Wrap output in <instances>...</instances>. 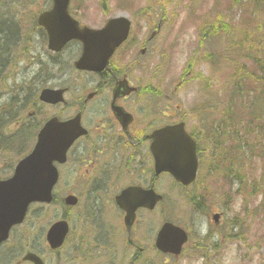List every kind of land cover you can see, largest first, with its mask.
<instances>
[{
    "label": "rangeland",
    "instance_id": "374dc122",
    "mask_svg": "<svg viewBox=\"0 0 264 264\" xmlns=\"http://www.w3.org/2000/svg\"><path fill=\"white\" fill-rule=\"evenodd\" d=\"M159 1L72 0L71 11L82 23L92 27L104 26L109 17L128 14L134 17L137 30L142 25L146 27L150 25L151 31L154 21L158 23L160 19H164L166 24L161 30L159 41L156 42L160 46L157 56L148 57L144 61L148 65L142 64L143 70L134 69L133 75L134 77L141 75L148 77V84L153 82L155 85H161L165 82L173 91L174 86L183 79L186 67L192 65L191 61L195 60L198 65L196 74H199V70L201 72L205 70L196 52L200 48L198 39L200 35L202 36L203 28L208 26L212 30L207 22H213L218 15L226 18V22L231 20L237 22L240 15L247 16L250 14L248 12L256 10L255 6L248 4L244 8L246 13L244 14L235 4L228 5V0H174L166 6V9L164 6L159 9L162 5ZM50 6V0H0V20H10L14 23L13 25L6 21L7 24H0V51L6 52L2 47L5 41L10 44L18 41L12 52L15 62L8 68V74L0 76V179L12 176L14 167L19 159L32 149L36 137L30 138L27 152H22V155H17L18 149L13 146V140L25 139L26 132L32 129L35 135L40 125L54 115H60L65 119L72 113L67 106H50L40 103L38 97L42 88L69 84L73 92L67 96V99L69 96L75 98L89 88V81L93 79L91 76L79 75L73 69V62L80 53V47L77 44L68 46L59 55L49 52L44 32L36 25L35 16L38 12L49 9ZM157 16L160 18L155 19ZM249 22L243 24V27L249 26ZM238 34V31L231 32L229 35L225 34L226 38L212 35L210 48L206 50L222 52L228 48H235L231 43V38L236 40ZM255 47L260 48L259 45ZM159 60H163L162 67L156 65ZM225 69L213 66L214 77L212 78L215 80L216 90L211 83L206 81H202V89H200L198 81L193 77L185 82L177 93L176 106L179 107V114H185L191 131L201 130V159L204 165L200 168L199 181L190 188H183L178 186L170 176H166L162 187L157 186L167 198L166 201L156 212H142L139 217L141 222L146 223L144 230L153 232L151 237L148 233H143L144 237L150 238L147 250L153 248V240L165 220L182 225L191 232V242L182 258L175 264L209 263L208 260L200 258L205 252H200L201 247L195 249V243L199 242L196 239L197 234L203 239L211 231L212 242L213 240L221 242L218 252L215 253L217 255L215 263L264 264V119L260 126H254L249 133H243L242 128L237 126L238 136L245 138V141L243 145L240 141L238 142V145L242 147L241 151L236 152L238 157L236 158L235 153L231 154V157H235L233 171L238 176L244 175L242 184H240L237 180L233 181V178L221 182V179H217L214 173L211 174L212 165L218 164L217 162L222 161L223 158L221 154L223 147L221 145L224 141L223 130L231 131L230 123L222 121V110L215 112L213 116L214 101L211 98L212 110L206 116L203 114L200 117L197 116L200 109L198 104L202 103L199 91H203L207 96H218L216 79L220 78L222 72L228 71ZM7 77H9L8 80ZM222 95L226 97L223 91ZM216 100L218 101L219 98ZM209 105L208 102V108ZM32 110L36 113L31 118L29 113ZM68 168L69 165L62 171L57 191L73 183L69 175H65L69 171ZM71 173H69L70 176H72ZM256 184V192L252 194ZM240 185L243 192L241 195L236 192ZM59 194L62 197V192ZM90 206L86 197L83 198L80 208L87 209ZM80 208L70 210L69 218L74 226L90 225L94 218H103L106 214L101 217L96 209L88 212L81 211ZM213 210L224 211V219L221 221L224 231H230L231 225H234L232 233H237L238 237L241 233L244 240L227 241L226 243L220 240V235L216 233V227L210 216ZM117 213L119 215L120 212ZM64 214L68 215L67 210L60 203L47 206L37 203L33 205L25 223L15 230L11 239L1 248L0 264H14L11 259L16 258V252H22V248L25 252L32 250L41 254L47 259V264H73L74 261L67 248L61 249L60 255H54L46 243L45 235L50 224L64 217ZM113 216L106 215L104 218L112 219ZM113 224L117 227L119 224L120 227L118 217L114 219ZM123 251L124 249L121 254ZM149 253L152 264H163V260L161 258L159 260L156 253L152 251ZM96 259L95 263L100 261L99 258ZM120 259L124 261L125 256L122 254Z\"/></svg>",
    "mask_w": 264,
    "mask_h": 264
},
{
    "label": "flooded vegetation",
    "instance_id": "af4514ba",
    "mask_svg": "<svg viewBox=\"0 0 264 264\" xmlns=\"http://www.w3.org/2000/svg\"><path fill=\"white\" fill-rule=\"evenodd\" d=\"M147 30L145 25L138 31L133 30L132 39L117 48L105 70L96 73L78 70L93 78L89 81V88L75 98L69 96L58 105L67 106L69 111L74 112L68 119L81 113L82 124L87 131L69 151L68 158L73 160L70 168L73 183L68 184L63 192L77 195L79 200L86 197L91 206L87 209L83 207V210L91 212L96 209L101 217L115 203L116 195L126 187L156 188L164 176H155L154 173L151 136L156 129L174 123L175 95L165 82L161 85L148 84V77L133 75L134 69L143 70L141 65L146 57L158 54L160 49L156 41L161 30H153L150 37ZM187 75L191 76L190 72ZM121 81H127L134 91L123 95L124 89H121L119 98L115 99V86ZM66 87L68 95H71L73 90ZM119 108L132 115V123L125 124L126 127L118 116L119 111H116ZM146 211L138 210L136 224L130 232L125 225L124 212L121 218L118 217L120 227L113 224L112 219L104 217L94 218L90 225L77 226L69 222V218L68 239L59 250L50 248L51 253L60 255L61 249L67 248L73 264H91L96 258L106 259V264H117L122 254L125 256L124 264H152L151 248L147 250L151 235L144 237L143 233L148 232L144 230L146 223L139 220L140 213ZM219 213L223 219V214ZM188 233L191 239V232ZM196 239L199 242L195 243V249L199 244L208 243L211 234L203 239L197 234ZM41 257L47 264V259ZM120 261L124 262L120 259L118 264ZM27 263L21 258L16 262Z\"/></svg>",
    "mask_w": 264,
    "mask_h": 264
},
{
    "label": "water",
    "instance_id": "95a60500",
    "mask_svg": "<svg viewBox=\"0 0 264 264\" xmlns=\"http://www.w3.org/2000/svg\"><path fill=\"white\" fill-rule=\"evenodd\" d=\"M69 2L70 0H53V7L39 14L38 24L44 26L48 33V47L61 51L69 41L78 39L82 42L84 51L76 66L83 70H103L113 51L128 37L130 22L124 17H116L110 19L103 29L93 30L88 27L81 29L78 21L69 14ZM64 92L44 89L40 99L46 103L56 104L64 100ZM80 134L82 126L79 116L65 122H60L57 118L51 119L39 133V140L33 153L19 163L11 179L0 181V242L6 239L13 225L24 220L30 203L51 201V190L57 182V169L53 162L66 160L69 145ZM154 138L156 143L153 154L156 158L157 173L169 170L183 184H190L196 176L198 166L196 143L184 131L183 124L157 131ZM128 197L131 199L130 202L127 201ZM122 199L120 204L127 212L125 221L130 228L135 222L136 209L139 206L154 208L161 196L156 195L153 190L145 192L140 188H134L126 190ZM66 202L76 205L78 201L75 197L69 196ZM67 230L65 222H59L50 229L48 239L52 247L60 246ZM185 240V231L169 223L161 229L157 246L162 251L177 253ZM25 259L43 264L31 253L27 254Z\"/></svg>",
    "mask_w": 264,
    "mask_h": 264
},
{
    "label": "trees",
    "instance_id": "16d2710c",
    "mask_svg": "<svg viewBox=\"0 0 264 264\" xmlns=\"http://www.w3.org/2000/svg\"><path fill=\"white\" fill-rule=\"evenodd\" d=\"M173 1L160 0L159 2L166 9V6ZM228 2V5L235 4L244 14H246L244 8L248 4L256 7L255 11L248 12L251 15L248 13L247 16L240 15L237 22L234 20L226 22V18L219 15L215 17L213 22H208L214 31L213 33L219 37L238 31L237 39L231 38V43L235 46L232 50L238 55H244L243 59L246 61L253 60L258 65V68L254 70L242 66L236 76L235 118L238 125H242L248 120L252 123L256 118L261 117V108L259 109L257 104L264 98V0H228ZM247 22L250 23L249 26L243 27V24ZM255 45H259L260 48H256ZM259 144H261V141H259Z\"/></svg>",
    "mask_w": 264,
    "mask_h": 264
}]
</instances>
